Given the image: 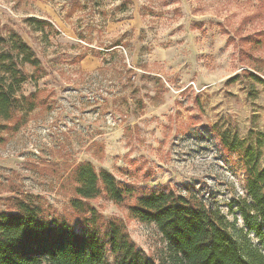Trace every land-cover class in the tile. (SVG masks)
Masks as SVG:
<instances>
[{
    "label": "rangeland",
    "instance_id": "1",
    "mask_svg": "<svg viewBox=\"0 0 264 264\" xmlns=\"http://www.w3.org/2000/svg\"><path fill=\"white\" fill-rule=\"evenodd\" d=\"M0 36L22 38L41 63L20 87L38 107L0 142V210L18 199L75 220L74 170L89 161L245 227L242 157L222 136L257 148L264 167V82L253 76L264 81V0H0ZM88 202L164 264L156 224L105 193Z\"/></svg>",
    "mask_w": 264,
    "mask_h": 264
},
{
    "label": "trees",
    "instance_id": "2",
    "mask_svg": "<svg viewBox=\"0 0 264 264\" xmlns=\"http://www.w3.org/2000/svg\"><path fill=\"white\" fill-rule=\"evenodd\" d=\"M28 65L37 70L41 66L33 48L18 36L10 40L0 36V142L4 133L24 123L22 119L11 124L18 113L29 115L38 107L35 92L20 93L21 85L34 77L26 73ZM222 143L242 157L248 198L239 201L238 209L245 227L238 225L237 216L230 221L220 208L208 206L193 194L164 186L138 189L86 161L74 170L77 185L71 206L75 220L52 214L40 203L18 199L14 210H0V264H157L130 238L122 222L103 221L89 204L88 200L103 193L116 203H129L132 217L157 225L169 244L164 264H264L261 152L226 135Z\"/></svg>",
    "mask_w": 264,
    "mask_h": 264
}]
</instances>
